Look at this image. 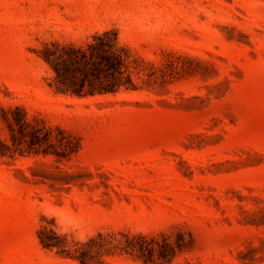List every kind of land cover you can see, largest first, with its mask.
I'll return each mask as SVG.
<instances>
[{"label": "rangeland", "instance_id": "1", "mask_svg": "<svg viewBox=\"0 0 264 264\" xmlns=\"http://www.w3.org/2000/svg\"><path fill=\"white\" fill-rule=\"evenodd\" d=\"M112 28L138 58L139 89L55 93L43 45ZM16 108L80 147L62 161L0 155V264H80L44 249L40 227L69 245L129 234L168 250L182 238L170 264H264V0H0L9 146Z\"/></svg>", "mask_w": 264, "mask_h": 264}, {"label": "trees", "instance_id": "2", "mask_svg": "<svg viewBox=\"0 0 264 264\" xmlns=\"http://www.w3.org/2000/svg\"><path fill=\"white\" fill-rule=\"evenodd\" d=\"M38 57L52 72L49 86L55 93L77 98L115 95L121 91L139 89L132 69H137L138 58L121 42L117 29L96 32L84 46L50 43L37 52ZM151 75L145 82L151 83ZM13 120H8L11 146L0 141V155L11 152L20 154L52 155L69 160L79 150L78 140L58 128L31 124L20 109L16 108ZM13 114V113H12ZM38 241L44 249L57 250V254L80 264H102L103 256L116 252L135 255L144 264H170L176 252L188 248L179 240L168 250L154 248L155 238L141 235L97 233L86 242L69 245L66 237L40 227Z\"/></svg>", "mask_w": 264, "mask_h": 264}]
</instances>
